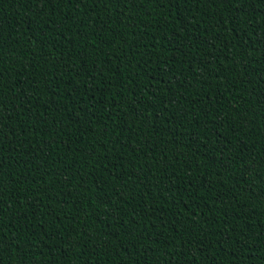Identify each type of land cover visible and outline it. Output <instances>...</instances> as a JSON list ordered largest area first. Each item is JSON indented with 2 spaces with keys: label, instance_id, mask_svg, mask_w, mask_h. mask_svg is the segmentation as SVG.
I'll return each instance as SVG.
<instances>
[{
  "label": "trees",
  "instance_id": "16d2710c",
  "mask_svg": "<svg viewBox=\"0 0 264 264\" xmlns=\"http://www.w3.org/2000/svg\"><path fill=\"white\" fill-rule=\"evenodd\" d=\"M0 264H264V0H0Z\"/></svg>",
  "mask_w": 264,
  "mask_h": 264
}]
</instances>
